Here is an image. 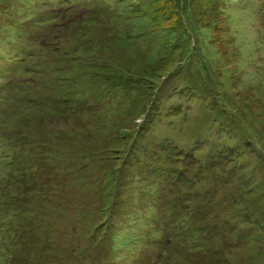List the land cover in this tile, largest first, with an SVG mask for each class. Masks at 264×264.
<instances>
[{"label": "rangeland", "instance_id": "rangeland-1", "mask_svg": "<svg viewBox=\"0 0 264 264\" xmlns=\"http://www.w3.org/2000/svg\"><path fill=\"white\" fill-rule=\"evenodd\" d=\"M119 4L0 0V138L9 128L30 143L28 175L10 186L26 209L5 217L15 230L0 264H183L179 251L191 264H264V0ZM30 53L36 76L16 60ZM19 83L39 101L14 102ZM61 94L78 102L53 104ZM154 151L173 173L162 206L201 212L210 241L194 257L174 254L189 240L162 248L171 230L152 220L165 211L132 182L136 157Z\"/></svg>", "mask_w": 264, "mask_h": 264}, {"label": "trees", "instance_id": "trees-1", "mask_svg": "<svg viewBox=\"0 0 264 264\" xmlns=\"http://www.w3.org/2000/svg\"><path fill=\"white\" fill-rule=\"evenodd\" d=\"M109 1H111V2L114 1L115 5H120L119 3L122 2V0H109ZM52 17L53 18L56 17V20L53 19V24H55V27H56V26H58V25H56V23L60 22L59 18L64 19L65 17H67V14L65 12L63 14L55 15ZM65 21H66V19H65ZM53 24H52V28H53ZM68 33L70 34V32H68ZM56 49H58V48H56ZM175 50L176 49H174V51ZM30 54L32 55V57H30V58H29V56L23 55V56H18V59H16V60L21 62V63L30 65L29 74H33L34 76H36V74L33 72V68H35V65L33 66L32 63L36 61L35 56H37V55L33 56L34 53H30ZM37 60H39V59H37ZM16 69H17L16 71L20 70L19 67H16ZM169 73L170 72H168L166 75H169ZM14 77H16V76H14ZM20 82L23 83L24 82L23 79H21ZM155 82H157V81H155ZM21 83H19L18 85H15L14 90H13L14 92H12L10 94V96L12 98H14V102L22 103V104H24V103H37V101H39L37 96L25 94L28 91L30 93L36 91L35 87L34 86L33 87L27 86L29 83H27L26 86L22 85ZM77 86H78V84H77ZM79 87H81V85ZM45 88H47V87H45ZM160 88H161V86L159 88H157V92L154 96V99L156 98V96H158V94H159L158 89H160ZM9 91H11V90H9ZM66 94H68L67 90H66ZM3 97H4V99L9 100L8 96L5 95ZM78 98L79 97H73L72 98V97H69L68 95H62L61 94V95L53 96L51 98L52 99L51 102L55 105H60V104H64V103L67 105L72 104V103L75 104L78 102ZM82 98L86 99L88 97H82ZM41 102L42 103H40V102H38V103L44 104L43 101H41ZM219 104H220V100L217 102L216 97L212 96V98L209 101L210 109L215 110V108L218 107ZM175 107H177V106H175ZM217 109H219V107ZM17 117H18V120H20V118H19L20 116H17ZM15 119H17V118L14 116V121H16ZM25 119H26L25 123L29 124L30 118H25ZM25 126H28V125H25ZM12 127H14V126H12ZM7 129H6L7 132L4 133L3 138H0V233L2 235V237L0 238V246H3L4 244H6L4 239L8 238L7 234L10 233V232L6 233V232L8 230H10V231L15 230V228H13V226H12V223H9V221L5 220V217L7 216V219L8 218L10 219L12 216L13 217L14 216L15 217H20V216L23 217V209L25 208V206L21 203L22 202V196L20 193L15 192L16 189L14 187H11V189H13V192H12L10 189V186L13 185V178L16 175L15 174L16 171L19 170L20 173H22L24 176L26 174L28 175V172H29L28 168L30 165L28 158H27L28 157L27 148L30 145V143H29V139H28V135H27L26 131L25 132L21 131L22 133H16L12 129L10 131H9V128H7ZM20 129L24 131L25 128L24 129L20 128ZM18 131H20V130H18ZM168 148L169 147H167V145H165L163 148L164 149L163 151H165ZM154 155L155 156L157 155L156 151L150 153L149 155H145L143 157H140V158H139V156L136 157V162H137L139 167L135 168L136 170L134 173L132 171V174H134V177L131 178L132 182H133L134 186H137V187L140 183H144L142 189L144 191H146V189H147L148 195L151 196V198L153 199L152 201L150 200L151 207L154 208L155 210H157V212H159V209H161L162 212L165 211L164 215H162L161 217L159 216L158 218L154 217V219L152 220L154 223H158V219H160L162 226H165V228L168 227V229L171 230V236H169L168 233L167 234L165 233V232H167V230H165V232L161 231L162 236L164 235V237L162 238V240H160L158 242L161 243L162 248L165 249L168 246L167 243H169V241H171L172 237L181 238L182 240H185L186 242L189 240V242L191 243L189 246L181 245V247H178V248L175 247L174 248V254H175V250H178V249L182 250V248L185 246V251L189 250L187 253H190V256L194 257V256L198 255V253H200L201 250H206L208 248L207 240L210 241L209 234L204 233V230L200 226L201 221H203V218H201L202 217L201 212H199L198 209L197 210L193 209L192 208L193 206L188 205V204L185 205L186 209L184 208L186 212H184V209L178 210L176 208H173L171 202H167L166 205L164 204L165 206H162L161 201L158 200L156 195L158 193H160V191H164L163 188H164L165 184L169 181V179H171V176H173V173H168L166 170H163L164 167L163 168H161V166L158 167L161 163V160H164V156H160L161 160H156V163H153V160L151 157ZM187 156H188V159H190L191 163H193V161H196V157L193 156L192 154H187ZM25 158H27V163L24 162ZM173 158H175V157H173ZM165 159H167V158H165ZM170 164L174 167V164H176V163L173 160ZM238 165H239V168H242L241 162H239ZM142 167H144L148 172H146L145 169H142ZM144 174H145V176H144ZM182 179H184V181L182 182V186L181 187L178 186V187L174 188L176 190H174V192H173L175 194V196H178V197L184 195L185 192L188 191V189L185 187L186 186L188 187L189 179L187 177L186 178L183 177ZM115 182L118 183V179H115ZM24 184L26 186L28 185L26 183V181H24ZM116 185H119V183ZM139 187H141V186H139ZM175 196L172 194V196L170 197L169 200L174 199ZM185 199L187 200V198H185ZM174 216H176V217L172 221V224L169 226L168 221H170V219ZM129 218L131 219V216H129ZM4 223H6V224H4ZM3 227H5L4 230H3ZM186 228H187V230H186ZM2 231H4V233H2ZM201 238H202L203 242H200ZM192 239H194V240H192ZM162 242L165 243V245H163ZM1 250L2 251L0 252L1 253L0 258H3L5 255H7L6 254V251L8 250L7 246L4 245V247H1ZM172 253H173V249L171 251L166 250V256L167 257H170ZM183 253L184 252L179 251V253H176V254L180 260H183V262H184L183 264H191L189 262V258L186 260V257H182ZM159 256H161V253L159 254ZM168 263L172 264L171 262H168Z\"/></svg>", "mask_w": 264, "mask_h": 264}]
</instances>
